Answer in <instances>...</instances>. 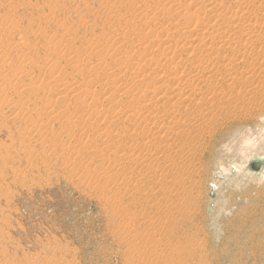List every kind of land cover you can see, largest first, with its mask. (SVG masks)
Returning <instances> with one entry per match:
<instances>
[{
  "label": "rangeland",
  "instance_id": "374dc122",
  "mask_svg": "<svg viewBox=\"0 0 264 264\" xmlns=\"http://www.w3.org/2000/svg\"><path fill=\"white\" fill-rule=\"evenodd\" d=\"M235 1L0 0V264H264V37Z\"/></svg>",
  "mask_w": 264,
  "mask_h": 264
},
{
  "label": "bare ground",
  "instance_id": "6f19581e",
  "mask_svg": "<svg viewBox=\"0 0 264 264\" xmlns=\"http://www.w3.org/2000/svg\"><path fill=\"white\" fill-rule=\"evenodd\" d=\"M244 0H241V2L244 4V2H246V1H244ZM263 1V2H262ZM236 2V4H237V2H239L240 3V1H238V0H236L235 1ZM247 4H242V6H243V12H242V14H236V13H234V11L232 10V12L233 13H231V14H228L227 15V13H226V15L228 16V18H229V16L230 15H232L230 18H231V21H236V23H237V27H236V29H238L239 30V32L241 33V34H245L246 36H247V38H250V37H255L254 39H252V41H250V42H253V40H254V42H258V40L260 39V38H262V37H264V25L262 24V22L263 21H261V20H259L257 17H256V15H257V7H260V8H264V0H250L249 2H246ZM245 5L247 6V7H245ZM203 6H205L204 4H203ZM213 6V5H212ZM224 6V5H223ZM242 6H240L239 7V5H238V8H241ZM221 7V6H220ZM219 7V8H220ZM205 8V7H204ZM215 8H218V7H215ZM212 9V8H211ZM225 9V8H224ZM229 9V8H228ZM250 9V10H249ZM216 10V13H215V19L217 20L216 22H218V19H219V17L222 15L223 16V13H225V12H227V11H223V10H221V11H219V10H217V9H215ZM226 10V9H225ZM229 11V10H228ZM250 11L251 12H254V13H250ZM235 12H237V11H235ZM240 12V11H239ZM225 15V14H224ZM221 16V17H222ZM253 16H255L254 18V20H253ZM225 17V16H224ZM223 17V18H224ZM209 20V19H208ZM221 20V19H220ZM228 20H230V19H228ZM224 21V20H223ZM230 21V22H231ZM198 22H200V21H198ZM222 22V21H221ZM230 22H228L229 24H231ZM235 23V22H234ZM219 26H220V24L219 23H217ZM222 24H224V22L222 23ZM226 24V23H225ZM198 25H200V24H198ZM202 25V24H201ZM200 25V26H201ZM232 25V24H231ZM225 26V25H224ZM195 27V26H194ZM218 27V26H217ZM221 27V26H220ZM226 27H228L227 25H226ZM234 27H235V25H234ZM196 28V27H195ZM197 28H198V26H197ZM204 28V27H203ZM207 28V27H206ZM205 28V29H206ZM214 28V27H213ZM201 29V28H200ZM200 29H199V31H200ZM218 29V28H217ZM220 29V28H219ZM221 29H223V27L221 28ZM227 29V28H226ZM225 29V30H226ZM229 29V28H228ZM207 30H209V29H206L205 31H207ZM212 30V29H211ZM214 30V29H213ZM198 30H197V32L198 33H201V32H199ZM201 31H202V29H201ZM218 31V30H217ZM224 31V30H223ZM196 32V33H197ZM204 32V31H203ZM211 31L209 30V32L208 33H210ZM220 32V31H219ZM219 32H217V33H219ZM221 32H222V30H221ZM220 32V33H221ZM219 33V34H220ZM239 34V33H238ZM221 35V34H220ZM234 35V34H233ZM223 36V35H222ZM229 37H233V36H229ZM228 37V38H229ZM225 38V37H224ZM235 38V37H234ZM183 39V38H182ZM187 39V38H186ZM222 39V38H221ZM220 39V40H221ZM233 39V38H232ZM190 40V39H189ZM210 40V39H209ZM208 40V41H209ZM217 40V39H216ZM219 40V41H220ZM224 40V39H223ZM222 40V41H223ZM250 40H251V38H250ZM226 41H227V39H226ZM226 41H224V42H226ZM232 41V40H231ZM233 41H235V40H233ZM232 41V42H233ZM238 41V40H237ZM247 41V40H246ZM261 41V40H260ZM263 41V40H262ZM262 41H261V43H262ZM218 42V41H217ZM230 42V41H229ZM239 42V41H238ZM204 43V42H203ZM240 43V42H239ZM205 44V43H204ZM236 44H237V42H236ZM236 44H234V45H236ZM249 44H252V43H249ZM249 44L246 46V45H243V43H242V45H243V47H247V48H249L248 46H249ZM258 44V43H257ZM231 45V42H230V44L228 45H224V44H220V45H218V46H224L225 47V50H224V55H226L227 53V51L228 50H237V49H239V51L238 52H240V50H241V48H242V45L241 44H238L236 47H233L234 45H232V47L230 46ZM259 45V44H258ZM257 45V46H258ZM204 46V45H203ZM205 46H206V44H205ZM204 46V47H205ZM216 43L215 42H212V40H211V42H209V43H207V46L205 47V49L204 48H202V47H200L199 46V48H197L195 51L193 50V51H191L193 54V57H194V59L192 60V64H193V69H198L197 67L198 66H200V62H202L201 60H202V56H203V54L205 53V52H207V51H209V52H211L212 54L214 53V49L216 48ZM262 47V46H261ZM258 48H260V46L258 47ZM252 50L254 51V50H256V47L254 46V48H253V46H252ZM243 51V50H242ZM211 53H209V54H211ZM237 53V52H236ZM243 53H246V52H243ZM251 53V52H250ZM262 53H263V51H260L259 49H258V56H260V55H262ZM173 54H175V53H173ZM216 55V54H215ZM175 55H173V57H174ZM207 56V55H206ZM205 56V57H206ZM213 56V55H212ZM176 57V56H175ZM247 57V56H246ZM177 60H179V59H177ZM224 60V59H223ZM170 61H172V60H170ZM222 61V60H221ZM229 61V60H228ZM176 63H179V62H176ZM181 63V62H180ZM179 63V64H180ZM230 63V62H229ZM176 65V64H175ZM174 65V66H175ZM178 65V64H177ZM171 66V65H170ZM179 67H181V64L180 65H178ZM227 66H229V65H227ZM172 67V66H171ZM177 67V66H176ZM234 67V66H233ZM174 68V67H173ZM230 68L231 67H229V69H227V70H229L230 71ZM175 69V68H174ZM190 69V68H189ZM232 69V68H231ZM159 70V69H158ZM175 70H177V68L175 69ZM199 70V69H198ZM156 71H157V69H156ZM155 71V72H156ZM178 71H180V70H178ZM192 71V70H191ZM217 71V70H216ZM243 71V70H242ZM173 72V71H172ZM196 72V71H195ZM189 73V72H188ZM228 73H231V72H228ZM176 74V73H175ZM175 74H172L171 73V76L169 77V78H167V79H170V82L171 83H173V82H177L178 81V78L180 77V75L178 74V76L177 75H175ZM183 74V73H182ZM217 73H215V75H216ZM235 74V73H234ZM169 75V74H168ZM184 75V74H183ZM182 75V76H183ZM210 75V74H209ZM209 75H207V77L209 76ZM230 76V75H229ZM210 77V76H209ZM212 78V77H211ZM180 79V78H179ZM195 79H196V77H195ZM194 79V80H195ZM198 79V78H197ZM204 79H206L205 78V76H204ZM204 79H202V80H200V82L201 81H203ZM208 79V78H207ZM192 80V79H191ZM209 80H210V78H209ZM210 81H212V80H210ZM197 82H199V81H197ZM169 83V82H168ZM178 83V82H177ZM202 83H204V81L202 82ZM170 84V83H169ZM181 84V83H180ZM199 84V83H198ZM208 84H209V82H208ZM207 84V85H208ZM189 85V84H188ZM185 86V85H184ZM191 86V85H190ZM187 87V86H186ZM194 87V86H193ZM188 89V88H187ZM200 89V88H199ZM191 90V89H190ZM189 90V91H190ZM179 92V91H178ZM179 93H182V92H179ZM193 93V92H192ZM190 95H193V94H191V93H189ZM197 94V93H196ZM184 95V94H183ZM187 96H188V94H186ZM173 96V97H172ZM171 97L174 99V98H176V96H178V94H174V95H172ZM161 98H162V96H160ZM171 97H170V99H171ZM180 97V96H179ZM182 97V96H181ZM160 98V99H161ZM179 99V98H178ZM176 100H177V98H176ZM175 100V101H176ZM199 100V99H198ZM200 101V100H199ZM151 113V112H150ZM153 114V113H152ZM149 117L148 118H150L151 116L150 115H148ZM158 117H160V115L158 116V115H153V117H151L152 119L151 120H156ZM172 117V116H171ZM159 119V118H158ZM164 119V118H163ZM144 120V119H143ZM246 153V152H245ZM248 153H249V151H248ZM155 157H156V155H155ZM161 159V158H160ZM258 163H256V166H258V164H264V158H260L258 161H257ZM254 233V232H253Z\"/></svg>",
  "mask_w": 264,
  "mask_h": 264
}]
</instances>
